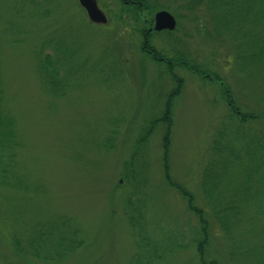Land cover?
<instances>
[{"label": "rangeland", "instance_id": "374dc122", "mask_svg": "<svg viewBox=\"0 0 264 264\" xmlns=\"http://www.w3.org/2000/svg\"><path fill=\"white\" fill-rule=\"evenodd\" d=\"M12 1L0 0V61L23 144L22 171L38 188L29 206L31 218L71 216L88 239L84 249L62 264H131L136 253L128 213V200L135 194L132 172L137 164L132 157L178 88L167 66L142 49L140 31L154 26L155 13L163 9L177 18L178 26L167 33L154 32L153 47L170 57H186L189 64L222 79L202 78L190 68L174 69L180 90L170 108L171 174L206 210L211 222L208 258L220 264H261L259 257L249 262L232 259L230 243L203 192L202 176L221 131L230 136L238 131L229 125L233 113L223 92L228 88L243 112L264 110V64H238L235 55L237 44L262 33L264 19H226L205 7L190 10L189 0H158L163 7L141 12L134 22L123 13L121 0H97L109 18L103 25L90 21L79 0H44L43 7L27 0L17 16ZM40 14L42 20L33 19ZM25 28L33 30L28 33ZM10 35L21 43H8ZM50 40L54 45L66 42L74 51L58 53L64 58L59 79L69 83L65 97L47 93L37 73L36 50ZM241 131L256 139L255 133L264 134V117L251 120ZM166 132L167 124L155 123L146 147L151 187L142 194L149 228L155 233V264H202L194 238L201 235L199 220L166 178ZM242 181L237 172L228 190ZM260 193L264 190L257 187L248 192L251 210L264 209ZM248 222L254 234L264 238V216L254 215Z\"/></svg>", "mask_w": 264, "mask_h": 264}, {"label": "trees", "instance_id": "16d2710c", "mask_svg": "<svg viewBox=\"0 0 264 264\" xmlns=\"http://www.w3.org/2000/svg\"><path fill=\"white\" fill-rule=\"evenodd\" d=\"M26 1L11 2L15 15L22 13ZM35 1L43 7L44 0ZM121 1L123 13H128L134 22L139 21L141 12L154 11L163 7L158 0H133L129 3L125 0ZM188 4L190 10L205 7L208 11L215 12L226 19L237 18L240 21L247 17H252L256 21L264 19V0H189ZM42 16L40 14L33 19L42 20ZM124 17L122 15V18ZM30 24H26V27L28 25L30 27ZM29 29L24 30L30 33L33 29ZM140 33L145 35L147 30H141ZM148 36L149 41L145 47L153 49L152 35L148 34ZM20 41L10 35L8 43L18 44L21 43ZM60 42L54 45L50 40L37 48L35 54L37 73L40 79L42 78V86L47 93L55 97H65V89L69 86L67 81L63 82L59 79L64 70V58L59 57L58 53L65 55L74 53L68 49V43ZM142 49L145 52L144 44ZM235 51L238 64L248 62L264 64V29L261 34H250L245 42L235 46ZM149 55L154 61L160 59L162 64L167 65V71L176 80L178 88L169 96L165 114L159 119H154L140 138L138 150L132 157V161L137 164L132 172L135 194L128 200V213H130L129 220L136 237L137 250L131 264H155V233H152L149 228V218H147L145 207L143 208L147 199L142 198L144 190L151 187L147 175L149 164L146 160V147L150 135L155 131V123L167 124L164 138V166L168 183L188 201L189 209L197 216L201 226V235L194 236L197 238L195 241L201 263L220 264L207 256L211 238V222L206 210L197 204L195 195L186 186L176 182L171 174L170 144L173 117L170 108L172 99L180 90V80L174 70L176 67L190 68L202 78L212 81H222V79L219 75L213 76L208 71H201L197 66L189 64L186 57H170L162 50H157L156 54L154 51ZM225 91L223 93L233 113L229 119V125L237 128L238 131L232 136L225 131L218 134L220 137L214 141L211 148L212 160L202 176V188L213 218L230 243L232 259L249 262L248 260L259 257V262L264 264V244L260 245L264 238L255 235L253 226L248 222L254 215L257 218L264 216V209L249 208L251 198L248 194L254 187L264 190V134L255 133L258 137L253 139L251 132L241 131L251 120L264 117V110L259 113L243 112L230 90L227 88ZM8 100L0 61V264H62L84 249L88 239L85 238V232L80 223L71 216L56 214L45 218H31L29 206L35 203L38 188L31 184L29 177L22 171L20 151L23 144L17 117ZM260 103L264 106V99L260 100ZM99 148L102 149L103 146ZM237 172L242 175L243 181L240 185L234 186V189L228 190L237 177ZM259 202H264V193L259 194ZM157 257L161 258V256Z\"/></svg>", "mask_w": 264, "mask_h": 264}, {"label": "water", "instance_id": "95a60500", "mask_svg": "<svg viewBox=\"0 0 264 264\" xmlns=\"http://www.w3.org/2000/svg\"><path fill=\"white\" fill-rule=\"evenodd\" d=\"M81 6L86 10L89 19L93 23L106 24L108 23L107 15L101 10L97 0H79ZM176 17L167 10H161L156 13L154 29L157 31L162 30H175L177 28Z\"/></svg>", "mask_w": 264, "mask_h": 264}, {"label": "flooded vegetation", "instance_id": "af4514ba", "mask_svg": "<svg viewBox=\"0 0 264 264\" xmlns=\"http://www.w3.org/2000/svg\"><path fill=\"white\" fill-rule=\"evenodd\" d=\"M127 3H129V2H131V1H133V0H125ZM153 27V26H152ZM152 27H150L149 29H151ZM149 29L147 30V33L144 35V49H145V52H147V53H150V54H152L154 51H155V54L157 53V49L156 48H146L145 46L148 44V41H149V36H148V34L150 35H152L154 32H155V34H163V33H167V32H169V31H167V30H164V31H161V32H157V31H154V30H152V31H149ZM149 31V32H148ZM159 60V61H158ZM155 59V61H157V62H160V59ZM164 62V61H163ZM167 63H168V61H166Z\"/></svg>", "mask_w": 264, "mask_h": 264}]
</instances>
